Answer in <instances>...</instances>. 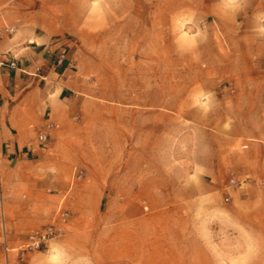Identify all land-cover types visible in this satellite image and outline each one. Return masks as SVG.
I'll return each instance as SVG.
<instances>
[{"label":"crops","instance_id":"crops-1","mask_svg":"<svg viewBox=\"0 0 264 264\" xmlns=\"http://www.w3.org/2000/svg\"><path fill=\"white\" fill-rule=\"evenodd\" d=\"M193 10L202 18L192 54L180 55V78L190 81L177 108L168 101L157 107L153 98L116 108L120 113L109 119L104 105L100 151L85 150L93 94L86 64L97 40L107 48L109 34L131 21L143 24L142 18L163 32L166 51L173 16ZM262 18L264 0H0V29H15L0 38V55L16 64L0 67V176L7 199L23 186L38 197L44 175L71 174L75 167L84 169L73 174L80 192L114 183L119 190L184 192L182 202L216 189L226 175L264 182ZM167 52L163 70L150 77L172 78ZM147 87L155 96V83ZM41 131L47 132L43 144Z\"/></svg>","mask_w":264,"mask_h":264},{"label":"rangeland","instance_id":"rangeland-1","mask_svg":"<svg viewBox=\"0 0 264 264\" xmlns=\"http://www.w3.org/2000/svg\"><path fill=\"white\" fill-rule=\"evenodd\" d=\"M201 18L194 10L174 15L172 43L166 51L163 32H154L142 18L143 24L131 21L123 32L109 34L107 48H101L97 40L86 64L93 94L85 121L92 134L85 150L100 151L104 105L109 119L120 113L116 108H132V103L153 98L157 107L168 101L177 108L185 97L181 87L190 81L180 78V55L192 54L195 23ZM165 52L171 56L172 78L154 79L150 75L153 69L163 70ZM207 53L205 48L203 54ZM101 57L107 61H100ZM150 83L156 85L155 96L147 93ZM165 84L171 94L164 93ZM112 139L108 146L112 145L109 153L114 154ZM114 160L113 156L108 162ZM80 171L84 169L75 167L71 174L54 170L53 175L43 176L38 197L23 186L9 192L8 199L7 180L0 176V234L10 248L8 252L0 249V264H20L16 248L30 232L50 224L57 227L58 236L42 250L29 253L23 264H264L261 180L226 175L216 189L182 202L187 196L184 192L119 190L114 183L106 191L90 185L80 192L73 175ZM114 172L113 168V178ZM233 177L247 178L246 184L229 185ZM62 212L68 213L65 221Z\"/></svg>","mask_w":264,"mask_h":264},{"label":"built area","instance_id":"built-area-1","mask_svg":"<svg viewBox=\"0 0 264 264\" xmlns=\"http://www.w3.org/2000/svg\"><path fill=\"white\" fill-rule=\"evenodd\" d=\"M15 32V29L13 27H5L0 29V38L3 36H11ZM63 59V56L60 57V61ZM5 65L9 67H16V64L14 61H6L2 58L0 55V67H4ZM51 127V124H47L46 128L49 129ZM38 141L43 144L47 140V132L41 131L39 132L37 136ZM247 178L244 180H236L234 177L230 179L231 186L238 184L239 187H242L246 184ZM229 198H226V201H228ZM68 217L67 212L61 213V219L65 221ZM59 234V230L54 224L47 225L43 228H39L36 230H33L30 232L24 242L20 244L17 248V255L18 259L20 261V264H23L27 258V255L31 252L40 251L42 250L51 240L56 238ZM0 249H3L5 251H9L10 248L6 244L5 236L3 234H0Z\"/></svg>","mask_w":264,"mask_h":264}]
</instances>
